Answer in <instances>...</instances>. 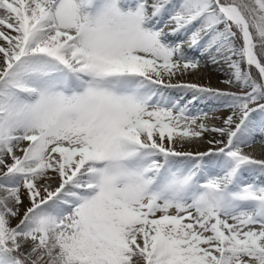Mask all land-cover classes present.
I'll return each instance as SVG.
<instances>
[{
    "label": "snow or ice",
    "instance_id": "obj_1",
    "mask_svg": "<svg viewBox=\"0 0 264 264\" xmlns=\"http://www.w3.org/2000/svg\"><path fill=\"white\" fill-rule=\"evenodd\" d=\"M255 144L264 0H0V264H264Z\"/></svg>",
    "mask_w": 264,
    "mask_h": 264
},
{
    "label": "bare ground",
    "instance_id": "obj_2",
    "mask_svg": "<svg viewBox=\"0 0 264 264\" xmlns=\"http://www.w3.org/2000/svg\"><path fill=\"white\" fill-rule=\"evenodd\" d=\"M185 51H186L190 56H196V55H198L197 52L191 51V50H189L187 47H185ZM208 75H209L208 70H207V69L203 70V72H202V76L207 77ZM217 76H218V74H211V80H210V81H209L208 79H199V80H197V79L194 78V77H189V79H192L194 82H199V83H210L211 86H213V87L226 88L227 86L222 85V84L219 83V80H218ZM222 113L225 114V115L223 114L222 116H226V115L228 114L227 111H223ZM208 123H209L210 125H217V126H219L220 121L217 119V121L214 122V120L212 119V120H209ZM210 138H211L210 136H206V137H205V140L210 139ZM200 147H201V150H204V149H206V148L208 147V145H207V144H202ZM244 151H245L246 153H250V154H252V155H253L255 158H257V159H264V157H260V156L258 155V153H256L252 148H251V149H247V148H246V149H244ZM13 223H14V221H13Z\"/></svg>",
    "mask_w": 264,
    "mask_h": 264
},
{
    "label": "rangeland",
    "instance_id": "obj_3",
    "mask_svg": "<svg viewBox=\"0 0 264 264\" xmlns=\"http://www.w3.org/2000/svg\"><path fill=\"white\" fill-rule=\"evenodd\" d=\"M185 47H187V46H185ZM224 113H222V112H218V113H216L215 115L216 116H218V117H223L222 115H223ZM225 115V114H224ZM214 120V122H216L217 121V119H213ZM253 149L256 153H258V155L260 156V157H264V149H262L261 148V146L259 145V144H255V145H253L252 147H250V148H247V149ZM246 149V148H245ZM14 223H15V221H14ZM13 223V224H14Z\"/></svg>",
    "mask_w": 264,
    "mask_h": 264
}]
</instances>
